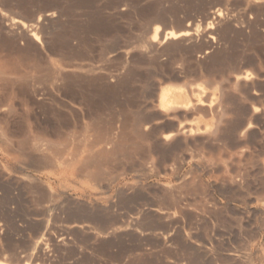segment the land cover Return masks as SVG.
Here are the masks:
<instances>
[{"label": "rangeland", "instance_id": "rangeland-1", "mask_svg": "<svg viewBox=\"0 0 264 264\" xmlns=\"http://www.w3.org/2000/svg\"><path fill=\"white\" fill-rule=\"evenodd\" d=\"M0 1V264H264V0Z\"/></svg>", "mask_w": 264, "mask_h": 264}, {"label": "bare ground", "instance_id": "bare-ground-1", "mask_svg": "<svg viewBox=\"0 0 264 264\" xmlns=\"http://www.w3.org/2000/svg\"><path fill=\"white\" fill-rule=\"evenodd\" d=\"M4 1V0H3ZM1 2V1H0ZM6 12V11H5ZM41 16V15H40ZM13 17V16H12ZM8 18V15L6 13H1L0 14V33H11L13 34L14 36L16 35L17 38H31L32 40L36 41V42H40L41 41V35L38 34L37 30L38 28L41 26L42 22L46 21V20H49L52 19L54 17V14L53 13H47L43 16L42 19L38 18L34 23H31V24H26L25 22L19 20V19H15V18ZM20 17V16H19ZM33 22V21H32ZM182 27V26H181ZM191 33V32H190ZM42 34V33H41ZM192 35V34H190ZM15 36V37H16ZM183 38L189 36L188 32H180V33H174V32H168L166 37L169 38V39H176V38H179V37H182ZM7 38V37H6ZM184 38V39H185ZM188 38V37H187ZM193 38V37H192ZM13 40H14V37H13ZM18 40V39H17ZM24 40H27V39H24ZM23 40V41H24ZM43 41V39H42ZM167 41V40H166ZM26 42V41H25ZM24 44V43H23ZM39 45V44H38ZM25 46V45H24ZM35 47V46H34ZM8 50V49H7ZM23 51V50H22ZM10 53V52H9ZM2 57V56H1ZM20 57V55H19ZM35 63V62H34ZM25 65V64H24ZM40 65V64H39ZM39 65L38 66H35L33 67V69L35 68V79L36 81H38L40 83V80H41V73H40V70H42L43 72V69L39 68ZM71 65V64H70ZM69 65V66H70ZM17 66V64H16ZM13 63H11L10 61V58L9 57H5V59H1L0 60V113L1 112H5L6 114L10 113L13 109V102L14 99H18L20 102H25L26 99L29 98L30 96V90H29V84H28V80H27V76L25 75V73H21L22 71L18 70L17 67H16ZM31 68V66H30ZM29 68V69H30ZM37 68H39L40 70H38ZM30 71V70H29ZM57 71V70H56ZM47 72V71H46ZM54 73V71L52 72V74ZM46 74V73H45ZM48 74H50L48 72ZM47 74V75H48ZM52 74L50 76H52ZM28 75V74H27ZM67 75V74H65ZM50 76H48L50 78ZM73 76V75H72ZM83 76V75H82ZM44 78V74L42 76ZM47 77V76H45ZM52 77H55L54 75ZM77 77V76H76ZM31 78V77H30ZM33 78V76H32ZM34 79V78H33ZM32 79V80H33ZM34 79V80H35ZM66 79V77H64V74L62 73H59L55 78V82H61V81H64ZM47 80V79H45ZM68 80V79H67ZM42 82V81H41ZM54 82V83H55ZM54 83H52L54 85ZM45 84V83H44ZM51 84V82H50ZM88 84V83H87ZM35 86V85H34ZM56 86V85H54ZM58 86V85H57ZM33 87V86H32ZM31 87V93L33 94L34 97L36 96H39L38 95V88L36 89L35 87L32 88ZM81 88V87H80ZM77 92V91H76ZM166 93V92H165ZM166 96V94H165ZM31 97V96H30ZM84 97V96H83ZM32 100V98H30ZM38 99V98H37ZM170 100V99H169ZM28 101V100H26ZM33 101V100H32ZM31 101V102H32ZM36 101V99L34 100ZM33 101V102H34ZM39 101V100H37ZM164 101V100H163ZM162 102V101H161ZM172 102V101H171ZM163 104V103H162ZM170 111V110H169ZM11 115V114H10ZM7 118V117H6ZM2 120H3V117H2ZM2 122V121H0ZM5 123V121H4ZM79 123V122H78ZM93 125V124H92ZM95 126V124H94ZM97 126V125H96ZM104 126V125H103ZM100 129V128H99ZM101 135V134H100ZM39 138V137H38ZM42 139V138H41ZM100 139V138H99ZM46 141V140H44ZM100 141V140H98ZM27 144V143H26ZM91 144V143H90ZM99 144V143H98ZM94 145V144H93ZM124 145V144H123ZM61 146V145H60ZM41 147V146H40ZM99 148V147H98ZM34 149L35 151L39 150V146L38 145H34V147L32 148ZM105 149V148H104ZM98 150V149H96ZM96 150H94V153L96 154ZM100 150V149H99ZM107 149L105 150H101V152H104L106 151ZM38 152V151H37ZM40 152V151H39ZM108 152L110 153L111 151L108 150ZM91 153V152H90ZM98 153V152H97ZM107 153V152H106ZM111 154V153H110ZM43 155V154H42ZM99 156L98 157H103L106 156V154L104 153H101L100 154V151H99ZM98 157H96V155H93V154H89V155H86L82 158V160L80 161L81 162V169L83 170H87L91 165H93L94 163H96ZM72 158V157H71ZM68 159V158H67ZM73 160V158H72ZM66 161V159H65ZM70 161V160H69ZM71 162V161H70ZM61 163V162H60ZM72 163V162H71ZM69 164V163H68ZM102 173V172H101ZM44 207V206H43ZM42 207V208H43ZM52 207V206H51ZM46 221V220H45ZM65 233V232H64ZM61 234V233H60ZM65 235V234H64ZM63 235V236H64ZM34 237V236H33ZM37 239V238H36ZM60 239V238H59ZM64 240V237H62L60 239V242H64L62 241ZM30 242V241H29ZM42 239H37L34 241V249H38V251H40L39 249H42ZM25 251V250H24ZM37 251V250H36ZM42 253V252H41ZM11 254V253H10ZM32 254V253H31ZM30 254V255H31ZM7 256V255H6ZM10 256V255H9ZM16 256V255H15ZM20 256V254H19ZM21 258H23L22 256H20ZM10 259V258H9ZM16 257L13 259L15 261ZM22 261L24 259H21ZM31 260V259H30ZM11 261H12V258H11ZM21 261V262H22ZM35 261V260H34ZM15 262H20V261H15ZM25 262V261H23ZM22 262V263H23ZM39 262V261H38ZM37 262V263H38ZM2 263V262H1ZM29 263V262H27ZM35 263V262H34ZM41 263V262H40ZM16 264V263H14ZM18 264V263H17ZM32 264V263H31ZM43 264V263H41Z\"/></svg>", "mask_w": 264, "mask_h": 264}]
</instances>
